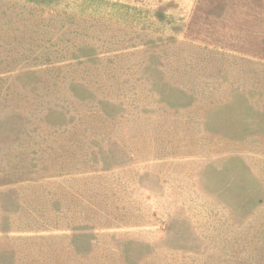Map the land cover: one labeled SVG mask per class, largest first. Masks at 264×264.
<instances>
[{
	"label": "rangeland",
	"instance_id": "rangeland-1",
	"mask_svg": "<svg viewBox=\"0 0 264 264\" xmlns=\"http://www.w3.org/2000/svg\"><path fill=\"white\" fill-rule=\"evenodd\" d=\"M0 264H264V0H0Z\"/></svg>",
	"mask_w": 264,
	"mask_h": 264
}]
</instances>
